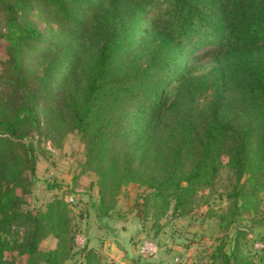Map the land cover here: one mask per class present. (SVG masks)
<instances>
[{"label": "trees", "instance_id": "16d2710c", "mask_svg": "<svg viewBox=\"0 0 264 264\" xmlns=\"http://www.w3.org/2000/svg\"><path fill=\"white\" fill-rule=\"evenodd\" d=\"M33 5L57 16L52 43L38 42L28 19ZM0 12L9 89L0 97V264H14L6 251L25 264L72 256L62 198L43 211L23 208V172H33L34 159L21 141L41 131L79 135L102 214L130 184L147 190L144 206L163 199L167 207L171 199L182 209L193 187L210 185L221 167L242 206L251 203L264 180V0H0ZM150 39L155 43L137 52ZM203 47L215 50L213 64L195 76L187 63ZM26 54L45 62L40 74L26 73ZM208 90L206 105L196 109ZM12 225L26 232L9 244ZM49 236L54 247L41 249ZM78 253L82 262L72 264H104L91 249Z\"/></svg>", "mask_w": 264, "mask_h": 264}, {"label": "rangeland", "instance_id": "374dc122", "mask_svg": "<svg viewBox=\"0 0 264 264\" xmlns=\"http://www.w3.org/2000/svg\"><path fill=\"white\" fill-rule=\"evenodd\" d=\"M162 10L163 5H159L149 14L148 27ZM28 19L39 33L40 44L52 43L57 38V16L33 5ZM3 32L0 12L2 99L9 93L2 82L8 70ZM154 43L146 40L137 46V52H144ZM215 53L214 49L203 47L192 54L187 63L189 73L196 76L207 72ZM44 64L40 57L25 56L24 67L29 75L40 74ZM210 95L208 90L198 97L196 109L203 108ZM38 116L42 122V107ZM21 142L29 147L34 159L33 172H23L29 182L28 192L22 194L23 208L43 211L50 200L59 197L70 210L72 256L61 260V264L81 263L78 250L83 247L91 249L104 264H225L224 256L229 257L228 264H264V180L246 208L242 206V195L233 187L232 176L221 167L210 185L193 187L194 192L182 209L174 210L171 199L167 207L163 199L157 200L156 205L148 202L144 206L147 190L130 184L108 199L111 207L102 214L97 205L96 176L83 168V143L76 132L48 135L41 131ZM17 149L21 150L20 146ZM25 232L26 227L12 225L5 237L9 244L20 242ZM54 245L55 239L49 236L40 248L46 250ZM4 256L14 264H25L24 257L14 252L6 251Z\"/></svg>", "mask_w": 264, "mask_h": 264}, {"label": "built area", "instance_id": "2783aa9c", "mask_svg": "<svg viewBox=\"0 0 264 264\" xmlns=\"http://www.w3.org/2000/svg\"><path fill=\"white\" fill-rule=\"evenodd\" d=\"M68 200H69V201H72V198L69 196Z\"/></svg>", "mask_w": 264, "mask_h": 264}]
</instances>
